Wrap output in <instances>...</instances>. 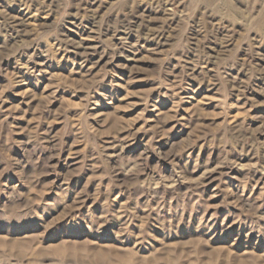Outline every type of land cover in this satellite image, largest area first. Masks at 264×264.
<instances>
[{
	"label": "rangeland",
	"instance_id": "1",
	"mask_svg": "<svg viewBox=\"0 0 264 264\" xmlns=\"http://www.w3.org/2000/svg\"><path fill=\"white\" fill-rule=\"evenodd\" d=\"M0 264H264V0H0Z\"/></svg>",
	"mask_w": 264,
	"mask_h": 264
},
{
	"label": "bare ground",
	"instance_id": "2",
	"mask_svg": "<svg viewBox=\"0 0 264 264\" xmlns=\"http://www.w3.org/2000/svg\"><path fill=\"white\" fill-rule=\"evenodd\" d=\"M138 24V23H137ZM172 184V183H171Z\"/></svg>",
	"mask_w": 264,
	"mask_h": 264
}]
</instances>
